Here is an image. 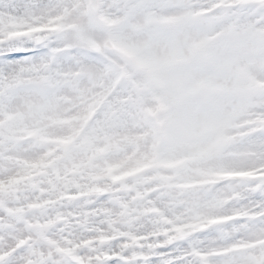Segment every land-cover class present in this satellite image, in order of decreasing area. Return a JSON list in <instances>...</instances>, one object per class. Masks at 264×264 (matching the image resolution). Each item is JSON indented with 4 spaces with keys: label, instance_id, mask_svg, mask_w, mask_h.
<instances>
[{
    "label": "snow or ice",
    "instance_id": "6c2138e0",
    "mask_svg": "<svg viewBox=\"0 0 264 264\" xmlns=\"http://www.w3.org/2000/svg\"><path fill=\"white\" fill-rule=\"evenodd\" d=\"M0 264H264V0H0Z\"/></svg>",
    "mask_w": 264,
    "mask_h": 264
}]
</instances>
